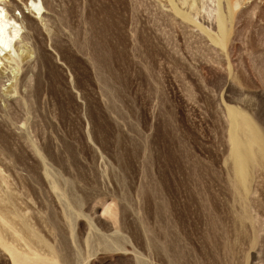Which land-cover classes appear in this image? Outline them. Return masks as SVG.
I'll use <instances>...</instances> for the list:
<instances>
[{
    "label": "rangeland",
    "instance_id": "374dc122",
    "mask_svg": "<svg viewBox=\"0 0 264 264\" xmlns=\"http://www.w3.org/2000/svg\"><path fill=\"white\" fill-rule=\"evenodd\" d=\"M30 1L0 0V264H264V0Z\"/></svg>",
    "mask_w": 264,
    "mask_h": 264
},
{
    "label": "bare ground",
    "instance_id": "6f19581e",
    "mask_svg": "<svg viewBox=\"0 0 264 264\" xmlns=\"http://www.w3.org/2000/svg\"><path fill=\"white\" fill-rule=\"evenodd\" d=\"M229 4H230V9L232 11L233 8L235 9L239 5V0H234L233 2L231 1ZM29 6L33 9L34 14H36L37 16H40L42 14L43 6L39 0L30 1ZM29 6L26 5V8L28 9ZM210 11H212V9ZM213 11H215V13H216V15L214 17H215L216 27H217L218 42H219V44L224 45L225 41H226L227 34H228V25L226 22V18L224 16H222L220 14V12H218L217 8H215ZM213 13L211 12V15ZM209 14H210V12H209ZM23 16H25L24 13L21 14V17H23ZM229 18H230V16H229ZM21 29H22V27H21L20 23L18 22V18L15 17L14 14L13 15L8 14V12L5 11L3 6H0V56L4 55L6 52L12 53V55H13V53H15L14 52L15 51L14 45L16 46V43L18 44L23 37ZM235 131H236V126L233 127L232 132L229 135L230 144L232 146L230 151H231V155L233 157H235V152H236V139H235L236 134H235ZM7 250L10 253L13 264H28L25 260H23L21 257L16 255L14 251H12L11 249H8V248H7Z\"/></svg>",
    "mask_w": 264,
    "mask_h": 264
}]
</instances>
